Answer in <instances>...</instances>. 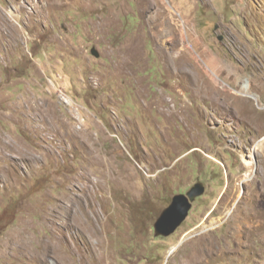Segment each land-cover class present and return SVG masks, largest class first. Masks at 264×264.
<instances>
[{"label": "rangeland", "instance_id": "rangeland-1", "mask_svg": "<svg viewBox=\"0 0 264 264\" xmlns=\"http://www.w3.org/2000/svg\"><path fill=\"white\" fill-rule=\"evenodd\" d=\"M243 242L264 264V0H0V264H242Z\"/></svg>", "mask_w": 264, "mask_h": 264}, {"label": "water", "instance_id": "water-1", "mask_svg": "<svg viewBox=\"0 0 264 264\" xmlns=\"http://www.w3.org/2000/svg\"><path fill=\"white\" fill-rule=\"evenodd\" d=\"M92 53L99 56L94 47ZM206 192L204 182L195 183L187 193H177L171 203L162 211L154 223L155 235L167 237L172 235L179 226L188 218L197 197Z\"/></svg>", "mask_w": 264, "mask_h": 264}, {"label": "flooded vegetation", "instance_id": "flooded-vegetation-1", "mask_svg": "<svg viewBox=\"0 0 264 264\" xmlns=\"http://www.w3.org/2000/svg\"><path fill=\"white\" fill-rule=\"evenodd\" d=\"M198 182H204V184L206 186V191L207 192L209 191V188H208L205 180L197 179L195 181V183H198ZM191 187H192V185H190L189 188L188 187L185 188L184 190L180 189L177 193H187ZM201 197L202 196L197 197L196 200L194 201V206H193L192 210L190 211V215L193 213V211L195 209L196 202L199 201V199ZM211 213H212V211L210 212V214ZM256 250H257V248L256 247L255 248L251 247L250 243H248V245H247L245 242H243V243H240V247H239L238 253L236 255H233V256H235L236 259H240L242 264H244V263L251 264V259L255 257Z\"/></svg>", "mask_w": 264, "mask_h": 264}]
</instances>
